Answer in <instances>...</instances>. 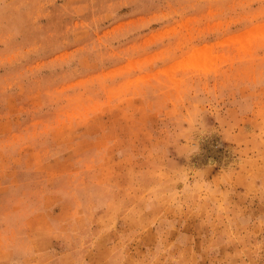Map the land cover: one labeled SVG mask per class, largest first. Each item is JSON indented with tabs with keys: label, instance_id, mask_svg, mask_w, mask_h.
<instances>
[{
	"label": "rangeland",
	"instance_id": "1",
	"mask_svg": "<svg viewBox=\"0 0 264 264\" xmlns=\"http://www.w3.org/2000/svg\"><path fill=\"white\" fill-rule=\"evenodd\" d=\"M0 264H264V0H0Z\"/></svg>",
	"mask_w": 264,
	"mask_h": 264
}]
</instances>
